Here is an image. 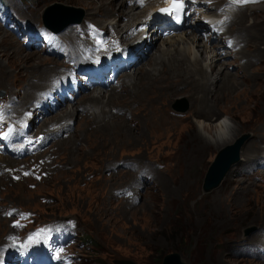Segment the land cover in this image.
I'll use <instances>...</instances> for the list:
<instances>
[{
    "label": "rangeland",
    "instance_id": "374dc122",
    "mask_svg": "<svg viewBox=\"0 0 264 264\" xmlns=\"http://www.w3.org/2000/svg\"><path fill=\"white\" fill-rule=\"evenodd\" d=\"M15 1L26 18L25 25L35 31L34 22L42 25L46 7L56 2L81 8L84 11L82 22L91 19V24L106 28L108 20L119 18L120 5L116 3L127 0L111 2L115 3L112 13L106 8V0ZM128 5L122 9L126 10ZM253 7L233 14L237 15L235 21L240 15L239 23L246 25L250 16L256 14L253 18L258 24L242 29L251 42L245 54L252 45L258 46L262 56L259 60L252 57V65L238 69L232 68L237 63L236 57L218 61L221 65L230 62L228 73L234 74L239 82L235 89L221 88L202 98L193 84L183 81L190 78V75L184 77L185 69L171 62L158 66V70L161 67L159 73H146L148 77L140 76L135 82L121 75L123 91H105L103 97L106 98L101 101L91 100L93 89L81 94L74 103L65 105L64 109L34 117L31 131L34 136L42 126L44 132L57 124L65 131L58 133V139L47 138L49 142L44 145L43 153L27 160L35 159L40 163L37 170L42 178L21 176L15 179L11 173L18 174V170L0 173V249L10 245V235L18 232L11 224L12 217H4L2 211L8 206H18L35 211L36 220L29 227L54 217L77 219L79 239L89 241L76 246L74 264H116V258L132 259L136 264H161L163 256L173 251L190 264H264V260L232 252L236 242L253 240L261 232L257 228L264 225V173L259 167L248 172L244 168L264 153V140L257 137L264 132V3ZM127 19L121 18L119 23L123 25ZM198 22L192 25L193 30L200 27ZM152 29L147 26V30L140 28L130 33L136 36L138 32ZM8 31L0 26V90L17 93L19 99L15 109L28 111L33 107L31 101L50 84L55 70L53 65L62 64L63 59L41 53L42 48L32 50L28 43ZM162 38L159 31L156 39L152 34L143 37L147 44L153 43L149 51L151 56H146L148 58L137 67L154 64L158 54L154 49L160 47ZM209 48L211 46L208 51H213ZM16 53L24 58L18 61L14 57ZM243 55L238 62L249 58ZM208 56L205 53V57ZM174 104L187 106V109H175ZM67 106L72 108L71 112H65ZM78 106L85 109L79 111ZM116 106L124 107L125 118L123 114L112 112V107ZM128 106L131 108L127 109ZM91 107L95 109L94 114L88 113ZM199 107L209 114L207 122L235 115L230 119L237 127L235 139L218 148L212 143L200 144L194 134L202 118L191 114ZM209 109H216L217 113L212 114ZM103 110L110 112L105 118L101 116ZM33 111L36 113V109ZM160 112L182 120L160 123L166 118ZM149 123H153L151 128ZM243 134L248 138L241 149V162L231 167L218 186L203 191V176L217 152L232 145ZM244 149L250 151L244 154ZM8 157L0 156L4 169L6 165L24 163ZM126 160L146 166L152 177L138 187L133 183L136 173L130 171V167L116 165ZM258 162L262 160L259 158ZM2 167L0 169L4 170ZM230 181L243 182L232 185ZM250 181L253 183L248 186ZM124 185L133 188L137 200L115 195L114 189Z\"/></svg>",
    "mask_w": 264,
    "mask_h": 264
},
{
    "label": "bare ground",
    "instance_id": "6f19581e",
    "mask_svg": "<svg viewBox=\"0 0 264 264\" xmlns=\"http://www.w3.org/2000/svg\"><path fill=\"white\" fill-rule=\"evenodd\" d=\"M115 1L116 0H106V3H107L106 8H107V10L111 11L110 13L115 11V8H114L115 3H111V2H115ZM142 1L145 2V5H143V6L141 5ZM259 2H260V4H263L264 0H260ZM127 3H129L127 9L126 10L122 9L123 6H127ZM116 4L120 5L119 18H113L112 20H108V22L105 24L106 28L109 27V28L113 29V31L121 39L123 44H125L127 46L136 47V46L143 45V47L141 49L143 51L142 53L144 54L142 57V60L146 56L150 57L151 53L149 51H150V47L153 45V43L147 44L145 42V40L143 39V37H149L152 34V38L156 39L157 34H158V30L152 29V30H149L148 32H145V33L138 32L136 36H134L135 34H131L130 32L131 31L133 32V30H137L138 26L143 25V24L146 25L145 26V28H146L148 26V24H150L152 22V20L155 19L156 10H158L160 5L162 4V0H127L126 2L121 1V2L116 3ZM260 4H257V5H260ZM15 5H17V4L15 3ZM257 5H247L246 2L236 3L234 1H228L226 5H224L223 3H220V6L218 8H217V6H218L217 3H213V5H210V9H209V5L204 7L205 12L211 13L213 15H217V17L221 16L220 19H221L222 23L226 25V28H225L226 32L225 33L228 36L231 37L234 34L235 38L240 39V41L245 43L244 47H242L239 51L235 52L234 54L226 53L225 56H222L220 53H217V50L221 46L220 38L217 37L213 41H210L209 39L204 40L203 36L198 31V29H200V27H201V23H200L199 18H196L193 15H190L187 18H185L184 24L181 27L179 32L172 34V35H169V36H162L161 35V38L163 37L162 43L160 44V47H156L154 49V52H157L158 54H156V56L154 58V64L153 65L148 66L146 68H143L144 64H142L141 65V66H143L142 68L135 66L131 70H128L126 72L121 73L120 75L117 76V77H119L117 79L120 80V84L117 87L116 86H110V84H109V85L104 86V87L98 86V87L92 88L91 90H93V89L94 90H93V93L90 94L91 100H93V101L100 100L101 101L102 98L105 97V96L103 97V95H105V93H106L105 91L113 92V93H119V92L123 91L122 90V88H123L122 79L123 78L120 77L121 75L125 74V78L128 81L135 82V80L140 78V76L148 77L147 75H145L146 73H149V72L153 73V74L155 72L159 73V70L161 67L158 70V66H165V65L170 64L171 62H174V63L177 62L180 66H182L185 69V74H183L184 77L186 75H190V78L189 79L184 78L183 81H185L186 83L190 82L191 84H193L195 89H196V92H198V94L201 95L202 98H206L207 94L209 95V94L215 93L221 88H225V89L227 88V90H229V88L235 89L237 85L239 86V82L234 79V76H235L234 74L232 75V74L228 73L229 72L228 71V65L230 64V62H227V63L224 62L221 65V64H219L218 61L223 59V58L224 59H232V58L236 57V60H234V61L237 63L234 66H232V68L238 69V68H241L244 66L252 65V59H251L252 57L259 60V56H262V55H259L260 50H258V46L253 47L252 45L248 49L249 52L247 54H245V50L249 47V44H251V42H250V39L248 38V33L246 31H242V29H245V28L250 29L253 26H255L256 24H258L257 21H254V18H253L254 16H256V14L250 16V20L247 21V25L239 23V21H241L240 15L237 17V21H235V17L237 16L236 13L239 10L244 12L246 9L253 7V6H257ZM252 9H254V7L249 9L247 12H249ZM234 12H236V13L233 14ZM49 13L53 14L52 12H49ZM232 15H234L233 19H231ZM125 17L128 19L125 21V23L123 25L120 24L119 23V21H121L120 19L125 18ZM48 19L52 21L54 19V17L51 18L48 16ZM196 20L199 21L198 23H199L200 27H197L195 30H193L192 25L196 22ZM90 22H91V19H88V25H87L88 34L89 33L91 34L93 31H95V29L99 28V27H97V25L95 23L92 22V24H91ZM71 24H73V23L72 22L68 23L65 26V28L63 29L64 31L56 39V41H55L56 47H61V46L65 45L66 43H70V42L78 43L79 41L82 40L81 37L75 33V28H73L72 26H68ZM98 25H101V24L98 23ZM70 27H72V28H70ZM229 29L231 30L230 32H228ZM189 30H190V33H189ZM234 30H238V31H240V33L234 32ZM232 32H234V33L232 34ZM129 38L134 40V42H133L134 45H133V43H131L132 40H129ZM208 46H211V48H209V49H211L213 51H208ZM32 50H33V48H32ZM205 53H207L209 56L205 57ZM112 54L115 55L114 53H112ZM226 55H230V56L227 58ZM240 55H243L244 57H249V58L245 62L240 63V62H238L239 58L241 57ZM152 56H153V54H152ZM14 57H17L18 61L24 58L21 53H16ZM203 57H205V58H203ZM28 58H30V56ZM147 58L148 57H146V59ZM45 61L46 60H44L42 63H44ZM55 62H57V61H55ZM60 66H62V64L55 63L53 65V67H55L54 72H58ZM237 77H238V75H237ZM147 79L149 80V78H147ZM229 84H231L232 86L228 87ZM170 91H175V90L171 89ZM193 94L191 96H193ZM192 101H194V100H192ZM74 102H71V103H74ZM179 102H181V101H179ZM71 103H68V104H71ZM177 104H174L173 107L175 109L177 108L178 110H182V109H180V107ZM199 105H200V103H199ZM130 106H128L126 108L130 109L131 108ZM68 107L69 106H67L65 112H71L72 111V108H68ZM64 108H62V109H64ZM106 108H108V107L106 106ZM118 108H119V110H121L124 107H120V106L112 107V112L115 113L114 110L118 109ZM174 108H171V109H174ZM200 108L201 107L193 109V111L191 112V114L197 116L199 119L202 118V120H198L197 128H196L195 134H194L198 138V140L201 142L200 144L209 145L210 143H212V145H214L218 148V146L222 145L223 143H225L227 141H231L232 139L233 140L235 139V132L237 130V127L235 124H231V120H230L235 115L229 116L228 118H221V119H215V120L213 119V121H215L214 123L217 122V124H214V123H212V120L211 121L208 120V122H207V119H208L207 117L209 116V114H205L202 110H199ZM78 109H79V111H82L83 109H85V107L78 106ZM185 109H187V106H184L183 110H185ZM24 110H26V109H24ZM55 111H57V110L52 111V113ZM208 112L214 114V113H217V110L216 109H209ZM88 113L94 114L95 113L94 107H91V109ZM160 113L162 115L166 116L165 119L159 121L160 123H166V122H172V121L179 122V120H182L179 118L169 117L164 112H160ZM32 114L33 115L30 118L28 117V119L31 121V123H32V119L34 117H36V119L39 117V115L41 114V111L39 109H37L36 113H34V111L32 109ZM109 114H110L109 110H103L101 112V116L103 118L107 117ZM115 114H117V113H115ZM123 118H125L124 114H123ZM203 118L205 119V121H203ZM184 120H186V117H184ZM43 122L45 123V120ZM114 122H116V121H114ZM65 124H67V123H65ZM152 124L153 123H149L150 128L152 127ZM38 125H40V124H38ZM121 125H125V124H121ZM167 125L168 124H164V126H167ZM126 126L128 127V125H126ZM154 128H155V126H154ZM42 129H44V126H42L41 128H39L37 130L38 132L36 135L41 134L46 138L47 142L44 145L48 144V142H49V140L47 138L53 139V136H54V138L58 139V133L60 132V134H63L61 132L65 131V129L62 126H58V124L56 125V127L54 125V127H52L51 130L49 129L46 132H44ZM66 131H68V130H66ZM206 134H209L210 137H208ZM257 137L260 138L261 140H264V132L258 133ZM255 146H257V145H255ZM43 150L41 151V153H43ZM242 151H244V154H245V152L247 154L250 150L247 151L246 149H244ZM253 159H255V158H253ZM4 160L5 159L3 158L2 161H4ZM0 166L2 167V165H0ZM2 168L4 169V167H2ZM130 171H133V173H140L142 171V168L138 164V162H135L133 165L130 166ZM244 179H246V178H244ZM243 181H241V182H243ZM241 182L235 183L234 181H230L229 183L232 185H235V184H238ZM133 183L134 184L138 183V179L133 180ZM251 183H253V181H250L248 186H250Z\"/></svg>",
    "mask_w": 264,
    "mask_h": 264
},
{
    "label": "water",
    "instance_id": "95a60500",
    "mask_svg": "<svg viewBox=\"0 0 264 264\" xmlns=\"http://www.w3.org/2000/svg\"><path fill=\"white\" fill-rule=\"evenodd\" d=\"M52 12L53 14H50ZM50 14V15H49ZM74 14H78L77 16H73ZM84 15V11L80 8H75L73 6L64 5L61 3H54L48 7H46L43 13L44 24L50 27L53 30H57L68 23H77L80 22ZM48 16L54 19L51 21L48 19ZM72 16V17H71ZM67 18L60 24H56V20H60L61 18ZM180 109H184V107H180ZM248 138L247 134H243L238 137L232 145L225 146L224 149H221L217 152V156L213 159V161L207 167L205 174L202 180V190L207 192L212 188L219 185L223 177L229 171V169L237 162L240 161V152L242 146L244 145L246 139ZM118 264H136L135 261L130 259H120L116 260ZM161 264H190L185 261L183 257L177 252H168L163 256Z\"/></svg>",
    "mask_w": 264,
    "mask_h": 264
},
{
    "label": "snow or ice",
    "instance_id": "6c2138e0",
    "mask_svg": "<svg viewBox=\"0 0 264 264\" xmlns=\"http://www.w3.org/2000/svg\"><path fill=\"white\" fill-rule=\"evenodd\" d=\"M236 3H244L247 2V0H234ZM173 4L175 7H180L181 5V0H173Z\"/></svg>",
    "mask_w": 264,
    "mask_h": 264
},
{
    "label": "trees",
    "instance_id": "16d2710c",
    "mask_svg": "<svg viewBox=\"0 0 264 264\" xmlns=\"http://www.w3.org/2000/svg\"><path fill=\"white\" fill-rule=\"evenodd\" d=\"M86 241H89V239H86Z\"/></svg>",
    "mask_w": 264,
    "mask_h": 264
}]
</instances>
